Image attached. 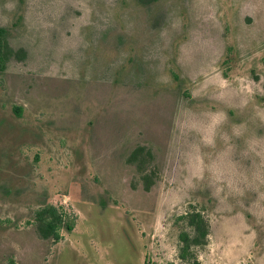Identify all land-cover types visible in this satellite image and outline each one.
Listing matches in <instances>:
<instances>
[{
	"label": "rangeland",
	"instance_id": "1",
	"mask_svg": "<svg viewBox=\"0 0 264 264\" xmlns=\"http://www.w3.org/2000/svg\"><path fill=\"white\" fill-rule=\"evenodd\" d=\"M0 27V264H195L190 210L197 264H264V0H0Z\"/></svg>",
	"mask_w": 264,
	"mask_h": 264
},
{
	"label": "trees",
	"instance_id": "2",
	"mask_svg": "<svg viewBox=\"0 0 264 264\" xmlns=\"http://www.w3.org/2000/svg\"><path fill=\"white\" fill-rule=\"evenodd\" d=\"M12 54L6 44V30L0 27V70L4 69V61ZM19 115L20 110L14 108ZM136 156V151L131 157ZM184 223V229L178 234V257L183 261H191L195 264V249L206 244L209 234V224L203 214L197 210H190L180 216ZM36 231L43 239H51L57 243L61 239V231L70 232L73 230L74 221L68 218L61 209L52 204L38 207L33 212L32 222Z\"/></svg>",
	"mask_w": 264,
	"mask_h": 264
}]
</instances>
